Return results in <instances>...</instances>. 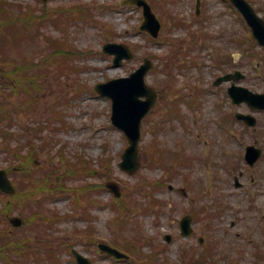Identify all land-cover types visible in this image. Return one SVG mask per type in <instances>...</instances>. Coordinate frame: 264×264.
Wrapping results in <instances>:
<instances>
[{
  "label": "rangeland",
  "instance_id": "rangeland-1",
  "mask_svg": "<svg viewBox=\"0 0 264 264\" xmlns=\"http://www.w3.org/2000/svg\"><path fill=\"white\" fill-rule=\"evenodd\" d=\"M10 1L14 5H23V10H34L36 16L37 7L50 10L82 4L90 8L86 12L91 14V18L72 25L70 39L65 38L64 42L66 46L74 43L86 52L85 57L75 62V65L85 68L80 75H75L76 71L72 69H67L65 75L58 74L60 58L51 66L45 63V57L54 48L51 39L62 38V31H57L58 27L51 23H45L40 28L41 24L35 22L36 32L40 31L42 36L24 34L22 40L8 44L11 48L6 53L18 64L24 60L38 63L28 70V76L44 71L45 78L39 76L41 91H33V99L39 105L34 112L27 108L31 99L26 102L25 91L10 95L9 87L1 89L0 109L7 104L11 108L22 103L23 112L14 110L15 116L12 111L7 113L10 125L16 122L10 128L17 138L15 144H21L22 136L25 141L33 140L39 145L47 141L49 148L39 157V168L34 169L33 180L24 182L18 180L21 175L13 177L21 183L19 191L23 198L10 202L7 210L19 205L24 207L23 212L17 208L11 215L24 219L22 227L15 228L9 221L6 223L8 214L3 215L1 210L9 198L0 193V260L11 251L16 264L32 263L37 253H41L37 264H49L54 255L58 259L56 264H77L67 248L72 245L92 259L94 264H126L116 262L98 250L97 245L105 242L121 250H133L136 258L133 264H145V258L151 264H161V261L163 264H193L199 255L206 252L212 254L207 257L206 264H264V156L253 169H248L244 161L245 148L249 144L257 141L258 146L264 149V112L256 113L259 122L255 128H249L236 119L231 120V117L226 118L227 114L237 111L249 113L250 110L245 105L232 104L227 84L220 87L213 85L220 75L240 68L247 74V79L241 84L253 91L264 92V48L248 49L247 54L242 42L247 38L248 42L251 41L250 31L230 3L227 0H200V13L197 14L198 0H150L163 24L159 38L154 40L140 31L142 9L123 6V0H50L45 7L39 0ZM248 1L264 18V0ZM13 8L18 13V7ZM207 20L206 32L212 38L218 33L219 38L200 40L204 42V47L200 42L192 46V34L199 35L200 26ZM178 21L184 25H176ZM17 27L24 30L19 24ZM70 40L72 43H69ZM110 41L128 44L134 50L135 58L114 67L113 57L103 53L104 44ZM225 54L226 61H223L227 65L217 68L215 59L223 58ZM228 55H231V60ZM195 57L199 58L200 65L193 67L191 61ZM69 58L66 57L70 63ZM145 58L154 62L147 81L161 91V98L156 110L143 120L142 168L130 175L118 167L128 141L124 133L112 125L111 100L92 93L91 89L97 83L128 76ZM71 65L74 67L73 57ZM166 66L173 74L174 82L171 84H176V89L184 94L192 92L191 89L203 91L199 107L180 108L182 115L168 117L167 120L164 106L170 100L172 90L167 83ZM80 88L82 95L71 103L72 106L63 104L66 95L76 94ZM69 100L67 98L66 103ZM76 103L81 107V114L73 119L69 110ZM57 111L62 113L64 122L59 120ZM180 117H186L185 125L178 119ZM1 138L0 130V143L5 144ZM153 143H157L166 154L165 165H147L145 148H150ZM13 148L19 150L15 145ZM2 150L0 168L13 165L15 161L11 155ZM183 151L184 156L191 160L190 166L176 167L174 171L178 174L174 172L175 176L169 178L167 169L178 163ZM174 152H178L177 160ZM83 161L90 163L89 172L96 176L84 173ZM15 166L26 169L18 163ZM80 166V170L75 171L74 168ZM54 167L61 174L63 191H58L53 197L45 190H39L41 186L38 185L40 179L43 182L47 174H52ZM66 170L79 175H65ZM241 171L245 172L244 178H241L244 187L236 189L234 177ZM108 178L119 183L121 201L116 203V198L107 190L96 196L100 205L91 207L90 218H85L82 208L86 204L82 199L84 190L81 184L94 182L100 192L101 182L106 183ZM188 180L191 185L187 184ZM157 182L165 183L164 188L155 190L152 185ZM170 184L174 186V191L169 190ZM179 188H185L188 196H183ZM91 191L88 193L91 194ZM155 200L166 202V206L161 207ZM40 202L44 203V208L37 215L40 211L37 204L40 206ZM205 206L207 209L202 214H196L199 217L193 214L194 210ZM32 207L34 210L38 208L36 215L31 213ZM187 214L194 215L195 235L182 238L178 223ZM90 226L93 230L88 232ZM8 232L17 237L11 236L8 244H3L1 237ZM166 234L173 235L171 244L165 242ZM200 235L205 237L202 246L197 241ZM16 239L29 240L28 251L25 247L21 252H13L11 244ZM26 251L27 255H24ZM152 253H156L161 261L153 262ZM0 264L4 263L0 261Z\"/></svg>",
  "mask_w": 264,
  "mask_h": 264
},
{
  "label": "water",
  "instance_id": "water-1",
  "mask_svg": "<svg viewBox=\"0 0 264 264\" xmlns=\"http://www.w3.org/2000/svg\"><path fill=\"white\" fill-rule=\"evenodd\" d=\"M131 2H136L137 4H144L146 7V17L147 23L143 28H149L153 32V35H157L160 29V25L157 22L155 16L150 13L148 4L143 0H131ZM233 2L239 7V9L245 14L249 23L253 26L254 32L261 43L264 44V23L259 20L251 7L244 0H233ZM120 48L125 49L121 46ZM127 54V50H125ZM150 68V63L142 66L135 74L130 78L120 79L113 82H110L105 85L98 87V90L103 94L110 96L114 101L113 109V122L125 130L131 146L128 148L123 159L124 161L120 166L129 171L135 172L140 167V157L138 152V143L140 140V125L142 118L149 113L156 101L158 93L153 91L151 88L147 87L144 83V77ZM229 77L220 78L218 83L223 80H227ZM237 101H247L253 107L264 108V95L253 94L247 89H237L230 90ZM141 96L147 97L146 101H142L139 98ZM238 118L245 119L246 122L250 125L256 124V119L251 116H243L242 114H237ZM261 155V151L257 150L255 147H250L247 152L248 161L253 164ZM108 187L116 192L119 195L118 188L114 183H109ZM0 188L4 190H13V187L10 181L7 179L5 172L0 171ZM181 226L183 229L182 234L184 236H189L193 234L191 226V217H185ZM170 239V237H167ZM202 240V238H201ZM109 254L117 258L128 259V256L117 251L116 249L110 248L109 246H101ZM79 264H92L88 259L82 257L80 254L76 253Z\"/></svg>",
  "mask_w": 264,
  "mask_h": 264
}]
</instances>
